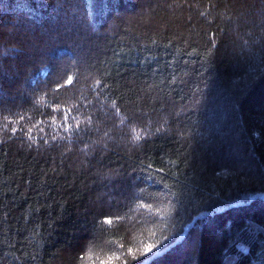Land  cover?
Returning <instances> with one entry per match:
<instances>
[{
    "label": "trees",
    "instance_id": "16d2710c",
    "mask_svg": "<svg viewBox=\"0 0 264 264\" xmlns=\"http://www.w3.org/2000/svg\"><path fill=\"white\" fill-rule=\"evenodd\" d=\"M0 264H264V0H0Z\"/></svg>",
    "mask_w": 264,
    "mask_h": 264
}]
</instances>
